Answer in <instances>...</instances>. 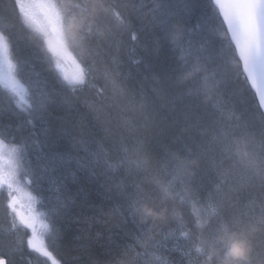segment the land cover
I'll return each mask as SVG.
<instances>
[{"label":"snow or ice","instance_id":"snow-or-ice-1","mask_svg":"<svg viewBox=\"0 0 264 264\" xmlns=\"http://www.w3.org/2000/svg\"><path fill=\"white\" fill-rule=\"evenodd\" d=\"M13 11L31 35L0 30V89L17 121L0 120L12 250L23 248L22 228L30 231L27 247L52 264L61 260L50 244L67 253L63 264H173L161 250L181 252L187 264H227L229 242L239 239L246 259L234 264H264V0H13ZM193 12L195 29L187 23ZM161 41L172 52L163 75L146 58ZM122 52L151 75L134 78ZM36 62L55 75L35 71ZM77 103L87 109L82 156L60 150L63 129L52 127L53 108ZM73 163L119 177L109 191L120 203L101 215L132 228L119 241L110 235L98 252L87 232L74 248L64 242Z\"/></svg>","mask_w":264,"mask_h":264},{"label":"trees","instance_id":"trees-1","mask_svg":"<svg viewBox=\"0 0 264 264\" xmlns=\"http://www.w3.org/2000/svg\"><path fill=\"white\" fill-rule=\"evenodd\" d=\"M146 1V0H145ZM9 9L12 11V5L10 0ZM146 11V9H145ZM1 16V15H0ZM2 17V16H1ZM133 23H136L135 17L132 18ZM199 23V22H198ZM25 31V30H23ZM13 32V31H12ZM26 32V31H25ZM154 34L159 37L161 33L159 29L153 28ZM14 33V32H13ZM143 38V35L141 34ZM145 54L138 50V56H144ZM172 52L171 45H164V42L161 41V47L158 52L153 53L146 58L152 63V72L156 74L163 75L171 62ZM122 59L125 64L130 68L132 75L134 78L139 79L142 75L151 73H145L143 65L139 66V71H137L136 66H132L130 61L128 60L127 55L122 52ZM36 65V64H35ZM37 69H43L46 76L51 79L54 74L52 69L50 71V67L47 64L42 66L36 65ZM47 69V70H46ZM42 71V70H41ZM147 87V84L145 85ZM91 98V97H89ZM249 98H251V94L249 93ZM1 112V120L5 123H12L13 126L16 124V118L11 117L10 112L6 111V109L10 108L7 101L2 99V104L0 105ZM60 109V108H59ZM59 109H52L53 118H52V127L55 132H60L63 129L64 135L60 141V147H64V150L60 148L62 151H67L71 153L73 156H82L84 153L79 150L80 146L78 140L80 139V117L84 116L87 113V109L80 103H77L72 111L69 112V116L66 117L67 121L64 120V123H61L60 119H54V114L57 115ZM60 116H63V113H59ZM91 118L86 117V121L90 122ZM87 132V130H85ZM22 135H27V132L22 133ZM19 138V137H18ZM75 142L76 146H73L70 141ZM78 143V144H77ZM106 146H108L106 144ZM78 148V149H77ZM77 150V151H76ZM71 170L76 172V179L73 180L72 177H68L67 183L69 188L71 189V193L74 197V203L71 206V211L68 218L65 220L63 224H61V228L65 230V243L68 245V248L76 247L81 241H78L76 238L83 235L84 232L92 237L93 239L89 241L92 245L93 251H100L99 246L107 244L108 237L111 235L112 239L119 241L123 236L124 231L132 228L131 223H123L121 218L118 215H101L103 213H109V210L113 208L114 205L120 203L116 190L113 188L112 191H109V187L116 181H118V176H113L112 180H108V176H112L111 173H104L103 168H98L95 170L96 174L93 175L91 172H81L76 169L75 163L71 166ZM90 182V183H89ZM89 183V184H88ZM80 187V188H78ZM79 189H84V193H86L87 198L82 199L81 196L84 194H78ZM91 190V192H90ZM79 195V196H78ZM186 219L191 220V216L189 215V208L185 207L182 209ZM84 217H98L106 221L105 224L95 223L88 229V226L80 223ZM11 216L9 215V209L7 208V204L3 198H0V250L3 255H5L9 259V264H29L27 260H23V254H27V250L25 248L27 244V235L21 233L22 229L17 230V234L24 238V245L22 250L13 251L12 247L14 245H10L5 238V233L10 227ZM168 227H175V223L173 221H169ZM189 227H192V224H189ZM109 229L112 231L109 232ZM167 230V229H165ZM159 231V229H158ZM100 233L98 239H96V234ZM157 239H160L159 236H156ZM174 241H168V247L171 248ZM181 246H184L187 242L183 237L180 238L179 241ZM223 243V242H222ZM50 250L55 254L62 262L64 255L61 254V250L53 247L51 244L49 245ZM163 255L168 257L173 264H187V258L181 255L179 251H170L165 252L161 250ZM72 255H77L76 252H72ZM193 257L195 256V250L193 248L192 251ZM22 257V259H21ZM84 264H87V260L85 258Z\"/></svg>","mask_w":264,"mask_h":264},{"label":"rangeland","instance_id":"rangeland-1","mask_svg":"<svg viewBox=\"0 0 264 264\" xmlns=\"http://www.w3.org/2000/svg\"><path fill=\"white\" fill-rule=\"evenodd\" d=\"M146 3L148 2V0H146L145 1ZM0 15L1 16H3V19L7 22L6 24L9 26V28L10 29H12V31L14 32V33H19V35H21V36H23V37H25V39H27L30 35L27 33V32H25V31H21L20 30V27H19V25H18V21H17V19H16V16H15V13L13 12V11H10V9H9V2H8V0H0ZM198 22H199V14H198V12H193L189 17H188V21H187V23H188V26L189 27H192V28H196V25L198 24ZM162 35V34H161ZM164 42V45H167V44H169V43H167L166 41H163ZM36 65H40V66H42V65H44L43 63H40V62H36ZM42 70V71H41ZM39 69V71L43 74V75H45L46 76V74H44V70L43 69ZM53 109H56V108H53ZM57 109H59V108H57ZM73 109H71V110H65V109H63V108H60L59 109V112L57 113V115L56 114H54V119H56L57 117H61V118H63V119H60V121H61V123H64V120H66L67 121V119H66V117L67 116H69V112L70 111H72ZM0 112H2V109L0 110ZM59 113H63V116H60V114ZM70 141V140H69ZM70 143H72V145L73 146H76V143L75 142H72V141H70ZM78 144V143H77ZM62 150H64V147H60ZM78 149V148H77ZM77 151V150H76ZM90 183V182H89ZM88 183V184H89ZM78 188H80V187H78ZM80 191L78 192V194H84V196H81L82 197V199H86L87 198V196H86V193H84L83 191H84V189H79ZM90 192H91V190H90ZM79 196V195H78ZM224 243L225 241H221V243ZM12 249H13V247H12ZM23 257V256H22ZM22 257H21V259H22ZM23 260H24V257H23ZM187 262V261H186Z\"/></svg>","mask_w":264,"mask_h":264},{"label":"clouds","instance_id":"clouds-1","mask_svg":"<svg viewBox=\"0 0 264 264\" xmlns=\"http://www.w3.org/2000/svg\"><path fill=\"white\" fill-rule=\"evenodd\" d=\"M246 248L247 245L244 241L239 239L231 240L226 251L227 264H234V261L246 259V256L244 255Z\"/></svg>","mask_w":264,"mask_h":264}]
</instances>
